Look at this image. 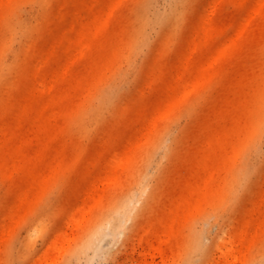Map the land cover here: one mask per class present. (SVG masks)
<instances>
[{
  "label": "rangeland",
  "instance_id": "rangeland-1",
  "mask_svg": "<svg viewBox=\"0 0 264 264\" xmlns=\"http://www.w3.org/2000/svg\"><path fill=\"white\" fill-rule=\"evenodd\" d=\"M172 4L0 0V62L13 64L0 76V264H34L64 229L61 249L41 264H264V127L231 164L242 174L228 180L237 186L231 207L196 212L174 225L178 238L156 239L157 250L142 253L146 232L166 227L183 185L197 180L195 155L244 118L250 81L264 78V4L258 14L255 0H183L178 19ZM200 22L216 27L209 42ZM225 41L234 52L213 62ZM37 60H46L45 82L61 96L26 110L39 92ZM199 77L200 88L190 87ZM184 89L185 100L158 118L159 105ZM129 148L136 175L98 177L113 152ZM111 215L120 222L105 232ZM256 234L251 245L241 240Z\"/></svg>",
  "mask_w": 264,
  "mask_h": 264
},
{
  "label": "bare ground",
  "instance_id": "bare-ground-1",
  "mask_svg": "<svg viewBox=\"0 0 264 264\" xmlns=\"http://www.w3.org/2000/svg\"><path fill=\"white\" fill-rule=\"evenodd\" d=\"M97 3H99L100 0H96ZM173 4L170 7V16L178 19L182 17L183 11L180 10V3L183 0H172ZM238 3H243L244 0H236ZM257 4H259L258 7L255 8V11L260 14L262 11V6L264 4V0H255ZM168 13V14H169ZM139 27H141V18L139 19ZM102 23L99 21L97 26H100ZM141 24V25H140ZM199 27V35L205 36V42L208 40V42L211 39L212 34L216 31V27L211 26L210 24H207L206 22H200L198 24ZM60 39V38H59ZM138 39V38H137ZM194 43V44H193ZM192 43V47L194 45V48L200 47L202 45V41L199 39H195ZM235 44L234 41H225L222 42L218 48V51L216 52L215 57L213 58V62H215L217 59H220L224 57L227 54H232L235 50ZM118 46V44H117ZM227 53V54H226ZM47 65L46 60H37L35 63L36 72L31 74L32 78V85L34 88L38 89L39 92L31 94V100L28 104L26 110L30 107H33L38 102L45 101L46 99H49V101L57 102V98L61 95H57V98L52 96L50 93V87L45 82V77L43 68ZM13 64H5L4 62H0V76L2 75L3 71L7 68H11ZM199 79H197L194 84L189 85L190 87H193V89H199L202 85V82ZM261 79L259 74H256V76L253 78V80L250 81V91H251V99H252V105L251 108H248L245 110V116L241 120H237L234 122L229 132L226 133V136L219 137V136H213L212 139L209 141V144H207V148L199 153H197L193 160L194 165V172L193 175L196 177L197 180L194 182H190L189 184L183 185V191L184 195L177 199L176 203H174V208L176 209L177 215H175L174 218L167 217L166 219V227L163 228V230L160 231H147L146 237H145V247L143 250V254L145 253H151L157 250V248L154 245V241L158 239L159 241H166L169 240L170 237H179V231L175 232V224L176 226H179V223H184L189 217H193V215L196 212L203 213L204 211L208 210L209 208L212 209H218L220 210H226L231 207L232 205V195L236 192L237 186L234 183H229V178L232 174L230 171L231 164L237 162L240 160V152L242 151L243 147L246 145H249L252 143L261 133V130L264 127V78H262L261 81H257L254 84V81L257 79ZM51 86V85H50ZM54 86V85H53ZM189 90L184 89L183 92H181V96L179 98H176L177 100H169L162 102L159 107L157 108L156 115L158 118L164 116L165 114L169 113L173 108L177 107L178 104L181 101H184L187 97ZM249 106V105H248ZM77 109H73L76 113ZM71 111V112H72ZM70 112V113H71ZM73 112V113H74ZM72 113V114H73ZM39 125L43 124L39 122ZM41 127V126H39ZM5 127H1V130H5ZM256 129L255 136H252V133ZM164 139H162L159 144H163ZM224 148L225 152L219 151V149ZM135 151L129 148L126 151H115L113 152L109 158L108 162L104 165L102 170H100L97 175L99 178L103 176L104 173H106L111 179H115L114 181L121 180L124 177L127 178V176H134L137 173L133 172L134 163L137 162V156L134 154ZM144 157V156H143ZM144 159V158H143ZM152 158L151 155H148L143 167L142 177L144 179L143 188H147L149 179L152 176L153 172L152 169L150 170L152 164ZM146 165V166H145ZM12 169V168H11ZM13 170H16V168H13ZM23 171V169L18 170ZM158 169H155L154 172H158ZM24 172V171H23ZM233 175V174H232ZM237 181V179H242V174H234L233 175ZM234 180V179H233ZM235 181V180H234ZM108 184L113 187L114 182L109 181ZM233 192V193H232ZM263 195H264V187H263ZM94 203H99V200L97 199ZM89 205L86 201L84 202V205ZM130 203L127 202L125 204V208L129 207ZM264 207V200L263 203L260 205ZM86 207V206H85ZM178 209V210H177ZM124 210V209H123ZM181 212V213H180ZM182 214V219L180 218ZM222 215V214H221ZM247 221H253L254 217H245ZM73 220L75 222H81L82 219H79L77 215H74ZM184 220V221H183ZM120 222V217L117 215H111L106 222L105 225V232L112 230V228H115L117 224ZM260 227L264 229V217L261 218ZM67 230H61L57 233L54 240L52 241V244L49 246V248L42 254V256L37 260L34 264H41L44 261H48L51 256L53 255V252H57L61 249L60 244H62L63 241L67 239ZM104 233V232H103ZM243 234L240 232V235ZM100 236V235H99ZM259 238L258 234L254 235L253 237H245L242 236L241 240L251 245V243L257 241ZM139 245L142 243V239H139ZM137 245V244H136ZM136 245H133L136 247ZM135 250V248H133ZM264 262V260H263ZM260 264V263H259Z\"/></svg>",
  "mask_w": 264,
  "mask_h": 264
}]
</instances>
